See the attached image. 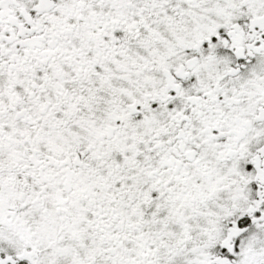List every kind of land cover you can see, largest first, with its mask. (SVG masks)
Here are the masks:
<instances>
[{
	"label": "snow or ice",
	"instance_id": "6c2138e0",
	"mask_svg": "<svg viewBox=\"0 0 264 264\" xmlns=\"http://www.w3.org/2000/svg\"><path fill=\"white\" fill-rule=\"evenodd\" d=\"M0 264H264V0H0Z\"/></svg>",
	"mask_w": 264,
	"mask_h": 264
}]
</instances>
